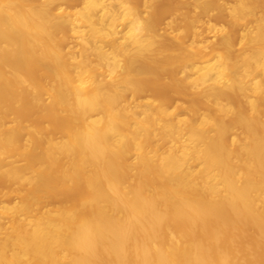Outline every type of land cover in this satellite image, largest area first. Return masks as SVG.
Listing matches in <instances>:
<instances>
[{"label":"bare ground","instance_id":"1","mask_svg":"<svg viewBox=\"0 0 264 264\" xmlns=\"http://www.w3.org/2000/svg\"><path fill=\"white\" fill-rule=\"evenodd\" d=\"M0 264H264V0H0Z\"/></svg>","mask_w":264,"mask_h":264}]
</instances>
